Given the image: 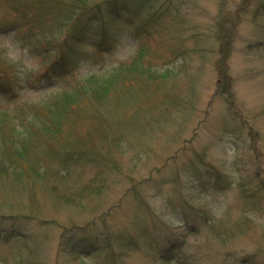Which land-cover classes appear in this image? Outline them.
<instances>
[{"label": "rangeland", "instance_id": "rangeland-1", "mask_svg": "<svg viewBox=\"0 0 264 264\" xmlns=\"http://www.w3.org/2000/svg\"><path fill=\"white\" fill-rule=\"evenodd\" d=\"M0 70V264H264V0H0Z\"/></svg>", "mask_w": 264, "mask_h": 264}, {"label": "trees", "instance_id": "trees-1", "mask_svg": "<svg viewBox=\"0 0 264 264\" xmlns=\"http://www.w3.org/2000/svg\"><path fill=\"white\" fill-rule=\"evenodd\" d=\"M85 5L86 4H83V2H79V3H76V2H72V3H69V6L67 7V10L69 11V22H71V20H72V12L70 11L71 10V8H73V9H75V10H77L78 12L77 13H79V12H81L83 9H84V7H85ZM76 6V7H75ZM81 10V11H79V10ZM87 9V6H86V8H85V10ZM85 10H84V12H85ZM94 15H98L99 13H100V10H102L101 8H99V6H96V7H94ZM84 14H86V13H84ZM79 16V15H78ZM71 19V20H70ZM45 38H47V36H45ZM39 43H41V42H39ZM38 43V44H39ZM31 44H34V42L33 41H28L27 43H25V45L29 48V49H32L33 47H34V49L36 48L35 46H33V45H31ZM40 45H44V44H40ZM51 48V46H46V47H44V52H46V54H47V51L49 50ZM0 78L1 79H4V75H5V72H3V71H1L0 70ZM0 87H7V85H5L4 83H3V81L1 80L0 81ZM193 228V227H192ZM192 228H191V230H192ZM180 237H182V238H184V236L182 235V234H180ZM185 239V238H184ZM176 247H178L179 248V246H176V244H173V245H171L167 250H165L164 252H163V257H162V260H164V261H166V262H170L172 259H174V258H176L177 257V254H175L173 251H174V249L176 250ZM172 252L174 253V254H172Z\"/></svg>", "mask_w": 264, "mask_h": 264}]
</instances>
